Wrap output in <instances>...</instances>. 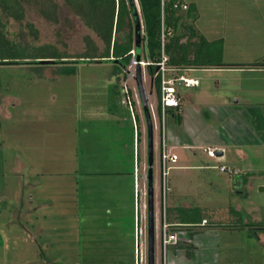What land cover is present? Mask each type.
I'll return each mask as SVG.
<instances>
[{"label":"rangeland","instance_id":"374dc122","mask_svg":"<svg viewBox=\"0 0 264 264\" xmlns=\"http://www.w3.org/2000/svg\"><path fill=\"white\" fill-rule=\"evenodd\" d=\"M179 1L191 4L183 15L202 35L210 40L226 36L228 61L243 60L240 47L250 52L251 46L264 45V23L260 42L254 23L233 14L230 0ZM55 3L56 20L32 3L24 4L23 20L0 10L2 31L21 54L33 56L42 49L49 52L46 56L62 57L18 58L19 64L0 65V264H148V127L136 80L127 75L128 63L84 58L104 52V43L66 0ZM130 31L127 25L116 36ZM216 43L212 53L217 56L223 41ZM143 49L144 44L141 57ZM142 74L147 96L152 95L149 106L154 105L158 226L164 122L153 74L144 68ZM182 74L197 77L200 85L175 87L189 110L185 130L177 118L167 116L173 142L212 138L213 130L204 122L213 123L207 107L234 104L236 89L252 101V114H262L257 104H263L264 112L262 73L256 84L253 73ZM124 85L132 109L121 103ZM254 85L263 90L242 91ZM199 110L200 121L194 115ZM257 120L264 124L263 118ZM176 152L180 159L171 164L175 167L167 179L168 216L183 220L192 212L209 220L204 227L176 228L177 252L195 264H264V146L248 148L241 157L233 149L222 157H211L204 147ZM222 166L228 171H221ZM174 252L170 245L166 264ZM156 264H163L158 238Z\"/></svg>","mask_w":264,"mask_h":264},{"label":"trees","instance_id":"16d2710c","mask_svg":"<svg viewBox=\"0 0 264 264\" xmlns=\"http://www.w3.org/2000/svg\"><path fill=\"white\" fill-rule=\"evenodd\" d=\"M138 1L144 26V49L142 51V57L156 63L161 56V0ZM177 1L179 0H167L166 4V25L173 30V34L169 36L166 45V52L170 57V65L187 68H207L209 66L224 65L223 45H221L219 50L220 53H218L217 56L212 53L214 45H217L216 42L219 44L222 41L209 42L193 23L185 19L183 11L174 8V3ZM66 2L76 15L85 20L86 26L98 34L105 46L104 52L84 58L96 59L100 57L110 59L114 57L115 60H120L124 64L128 63L129 66L132 58L129 53L134 49L135 37L133 34L134 24L130 19L131 12L127 0H66ZM26 3H32L40 7L41 13L46 18H51L53 20L57 19V4L55 0H0V10L6 14V16L16 20H23L25 17L24 4ZM129 20L130 23L128 22ZM127 25H130L131 31L123 36L117 37L116 35L124 30ZM33 35H37V32L34 31ZM184 39L186 40L184 41ZM41 50L33 56L26 53L21 54L19 48H16L3 33L0 21V65L14 64V62L19 64V62L17 63V61H14L18 58H62L51 52L50 56H46L47 54L49 55V52ZM88 61L95 63L114 62V60ZM60 62L64 63L63 61H59L56 62V64ZM82 62H85V60ZM148 69L149 72L154 75L157 67L156 65H150ZM155 84L159 94V80H156ZM159 113L161 114V110ZM178 121L180 122V118H178ZM258 121L259 120H255V127L257 129H264V124L260 125ZM137 135L140 136L141 134L138 132ZM193 215L192 212H188L183 220H179V223L189 225L198 224L206 219L200 215ZM175 220L177 219L175 218Z\"/></svg>","mask_w":264,"mask_h":264},{"label":"crops","instance_id":"0c3cea01","mask_svg":"<svg viewBox=\"0 0 264 264\" xmlns=\"http://www.w3.org/2000/svg\"><path fill=\"white\" fill-rule=\"evenodd\" d=\"M229 4H230L229 7H233L232 8L233 14L236 13V15L240 16L241 21L243 19L244 20L248 19L249 21H252L254 23L255 34L259 36V38L257 39H260V42H261L262 31L260 28V23L262 22L264 23V0H230ZM189 6H190L189 7V10H190L191 4H189ZM193 13H194L193 14L194 16L198 15L196 11H193ZM187 20H189V18H187ZM199 32L201 33L200 30ZM203 36L209 42H214L218 40L223 41V61L225 65L219 66L217 68H210V69L209 68H196L197 70L185 71V72L179 73V75H182L187 78H192L198 81V84L193 87L191 86L188 87L185 84H182V86H185V88H196L198 85H200V80L197 77L182 74V73L205 72V71H212V70L213 71H224L228 73H231V72L233 73L234 72L253 73L255 76L253 77L254 84L257 83L256 81L258 79L257 77L258 74L262 73L264 75V45L262 43L261 45H257V46L253 45V47L251 46L250 47L251 49H248L250 52H247V49H244V50L242 49L241 51L240 49L241 47H240L239 52L241 54L240 56H243L242 58L243 60L242 61H239V60L228 61V58H227L228 57V53H227L228 47H227L226 36L222 38H218V40L217 39L210 40L207 36L205 35ZM185 40L186 39H184V41ZM250 53H252L253 56H251ZM247 54L248 56L246 57L245 55ZM257 88L258 89L256 90L255 85H254V87L249 86L248 88L247 87L243 88L242 91L252 90V91L259 92L263 90L262 87H257ZM235 91H236V94H235L236 100L234 104L230 105L226 103L220 106L210 105L209 107H207V110L210 113V117L213 123H208L209 121L207 120H204V122L207 123L206 124L207 130H210L212 128L213 130L212 138H209L208 140H205V141L190 144L188 142L182 141L180 138H177L176 141L173 142L172 140L174 139L172 135V130L171 129L169 130L168 128L167 116H170L171 119L180 118L179 126L183 130H185V128L188 126L187 110H189V107L186 105V100L182 92L179 93V91L177 90V93L182 98V107L180 109H174V108L168 109L166 116H165L166 119L164 120V124H163L164 125L163 134L165 135L168 148L170 147V152L178 155L176 152L177 148L185 147L187 149L193 150L195 147H200V148L204 147L205 149L208 150L209 155L213 157L210 154V151H223V156H224L226 149H233L241 157L244 154V150L248 148L264 146V129H257L254 124L255 120L259 118L264 119V112L262 111L263 104H257L260 106L256 107V109H259V111H261L262 114H259V115L252 114L250 110L252 107L251 106L252 101L249 98H247V96H244V95L242 96L239 93L240 90L236 89ZM194 115L198 121H200V119H202L203 117L201 110H199V112L196 111ZM177 123L178 122H176L174 126H177ZM166 128H168V130ZM137 141L139 140L137 139ZM168 219L170 223L177 225L176 227H174L175 232L177 231L176 228L185 227L181 223H179V220H175L174 216H168ZM198 224H201V227H204L202 226V223H198ZM179 244H180V240H179V235H178L177 243L171 245L175 252L171 256L170 264H195V260L189 259L190 257L186 256V254H184L183 251L180 253L177 252V248L179 247ZM220 262H221V259H220ZM213 264H215V262H213Z\"/></svg>","mask_w":264,"mask_h":264},{"label":"built area","instance_id":"2783aa9c","mask_svg":"<svg viewBox=\"0 0 264 264\" xmlns=\"http://www.w3.org/2000/svg\"><path fill=\"white\" fill-rule=\"evenodd\" d=\"M166 4H167V0H161V56L160 58L157 60L156 63H153L144 57H141V60L138 61L137 59L138 53H137V50L134 48L129 53L132 56V58H131V63L129 64L128 70H127L128 77L130 76L131 79H136L138 66H140L143 71V68L148 69L150 65H156L157 69H156L155 74L153 75L154 87H155V81L159 80L160 93L158 94V91L156 92V94H158L156 96L157 97V108L159 112L161 110V116L163 117V122L165 120V116H166L168 109L170 108L180 109L182 107V98L177 93V90L175 88L176 85L185 84L188 87L190 86L193 87L198 84V81L192 78H187L182 75H179V73L181 72L197 70L196 68L176 67V66H171L169 63L170 57L166 52V45H167L169 36L173 34V30L166 25V21H165ZM174 8L181 10V11H187L189 10V5L187 3H182L180 1H177L174 3ZM113 59L115 60L114 57L110 58V60H113ZM122 93L124 94L123 96L124 99L121 101V103L124 105H130L132 109L133 102H132L130 91L127 85H124L122 89ZM151 99H152V95L148 97L149 101ZM149 105H150V102H149ZM151 107L153 109L154 105H152ZM161 145H162V149H161V168L160 169H161V191L163 192V205H162L163 210H161L160 212L159 225L158 226L156 225V238L159 239L160 244H161L163 264H166L167 248L170 245L177 243L178 241V235L173 229L177 225L170 223L168 219V208L166 205V196H167L168 191H170L171 188L168 186L167 179L169 176V171L172 168H174V166H172L171 164L177 163L179 160V157L178 155L171 153L169 151L164 134H163ZM210 154L212 156H215L214 151H210ZM221 171L227 172L228 168L226 166H222ZM230 173L237 174L238 172L236 170H231ZM208 223H209L208 220L204 219L202 221V226Z\"/></svg>","mask_w":264,"mask_h":264},{"label":"water","instance_id":"95a60500","mask_svg":"<svg viewBox=\"0 0 264 264\" xmlns=\"http://www.w3.org/2000/svg\"><path fill=\"white\" fill-rule=\"evenodd\" d=\"M131 17L134 24L135 49L137 50L138 61L141 60V48L143 45L144 26L141 8L138 0H127ZM114 60V59H113ZM120 63V60H115ZM43 63H53L55 60H42ZM136 83L139 89L143 104L145 118L148 127V264H156V204H155V182H154V121L149 107V100L143 84V74L140 66L137 67ZM216 157L223 156V151H214ZM256 173H247V176H254ZM264 190V189H262Z\"/></svg>","mask_w":264,"mask_h":264}]
</instances>
